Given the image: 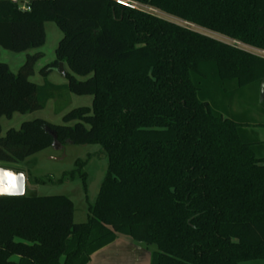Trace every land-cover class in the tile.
<instances>
[{
    "label": "trees",
    "instance_id": "16d2710c",
    "mask_svg": "<svg viewBox=\"0 0 264 264\" xmlns=\"http://www.w3.org/2000/svg\"><path fill=\"white\" fill-rule=\"evenodd\" d=\"M135 1L264 50V0ZM48 20L63 38L42 72L64 63L66 88L92 96L93 107L4 136L0 123V162H22L55 140L94 144L108 174L85 223L63 195L0 198V264H87L118 235L156 246L152 264L264 260V143L211 93L231 84L259 95L264 59L113 0H32L30 11L0 0V47L41 48ZM41 57L28 55L18 73L0 61V120L45 107L54 86L29 79Z\"/></svg>",
    "mask_w": 264,
    "mask_h": 264
},
{
    "label": "rangeland",
    "instance_id": "374dc122",
    "mask_svg": "<svg viewBox=\"0 0 264 264\" xmlns=\"http://www.w3.org/2000/svg\"><path fill=\"white\" fill-rule=\"evenodd\" d=\"M46 31L45 44L38 49L16 53L0 47V61L9 65L14 73H18L21 66L26 62L28 55L41 53L42 57L35 65L34 73L30 81L38 86L51 84L48 91L52 96L48 99L45 107L35 112L15 113L11 118L3 117L0 120L2 133L14 128L20 129L22 123L36 119H42L55 125L64 124V116L74 109L81 107L92 108V96H78L70 92L66 85L68 80L57 69L44 74L42 71L56 60V49L63 33L53 20L44 24ZM65 71L72 74L68 66ZM78 80L86 77L76 76ZM235 85H228V91L223 93L213 88L214 102L220 112L234 118L238 122L264 124V104L260 100V93L246 90L238 94L234 91ZM217 86H215L216 88ZM233 100L230 99L232 94ZM73 125V123L71 124ZM248 137L251 140L264 141L263 128H249ZM83 166L80 168L77 163ZM0 167L23 171L27 177L28 196H59L70 198L75 205V223H85L89 218V207L94 205L99 197L102 183L108 174V160L98 145H74L67 143L64 147H49L19 163L0 162ZM75 177L72 178V175ZM54 180L42 185H33L36 179ZM150 247L156 251L154 245ZM12 261L17 262L18 257L13 256ZM245 264H264V260L248 262Z\"/></svg>",
    "mask_w": 264,
    "mask_h": 264
},
{
    "label": "crops",
    "instance_id": "0c3cea01",
    "mask_svg": "<svg viewBox=\"0 0 264 264\" xmlns=\"http://www.w3.org/2000/svg\"><path fill=\"white\" fill-rule=\"evenodd\" d=\"M252 127L263 128L264 124L252 123ZM153 254L154 250L150 245L125 235H118L113 243L91 255L87 264H152Z\"/></svg>",
    "mask_w": 264,
    "mask_h": 264
},
{
    "label": "built area",
    "instance_id": "2783aa9c",
    "mask_svg": "<svg viewBox=\"0 0 264 264\" xmlns=\"http://www.w3.org/2000/svg\"><path fill=\"white\" fill-rule=\"evenodd\" d=\"M6 1H9L12 4L17 5L21 11H30L31 10L32 0H6ZM113 1L117 2L118 4H120L122 6L129 8V9L141 11V12H144L147 14H151L153 16H157V17L172 21V22H174V23H176V24H178L184 28H187L189 30L201 33V34L206 35L208 37H211L215 40H218L222 43L230 45L236 49L246 51L248 53H251L253 55H256V56L264 59V50L253 48V47L248 46V45H246L240 41L233 40V39H230L226 36L205 30V29L200 28V27H198L194 24H191L189 22H185V21L179 20L177 18H173L169 15H166V14L158 11L155 8H152V7L147 6V5H143V4L139 3L138 1H135V0H113Z\"/></svg>",
    "mask_w": 264,
    "mask_h": 264
},
{
    "label": "water",
    "instance_id": "95a60500",
    "mask_svg": "<svg viewBox=\"0 0 264 264\" xmlns=\"http://www.w3.org/2000/svg\"><path fill=\"white\" fill-rule=\"evenodd\" d=\"M58 71L66 77L65 64L59 63ZM260 100L264 104V81L260 88ZM56 147V140L53 144ZM26 173L19 170L0 167V198L22 197L27 194Z\"/></svg>",
    "mask_w": 264,
    "mask_h": 264
}]
</instances>
